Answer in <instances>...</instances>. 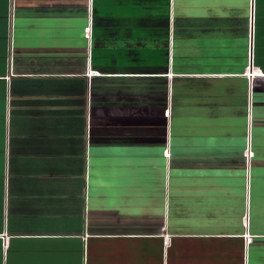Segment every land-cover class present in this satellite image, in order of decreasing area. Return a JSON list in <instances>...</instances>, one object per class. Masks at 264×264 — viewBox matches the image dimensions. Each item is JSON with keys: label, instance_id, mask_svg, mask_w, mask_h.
Segmentation results:
<instances>
[{"label": "crops", "instance_id": "0c3cea01", "mask_svg": "<svg viewBox=\"0 0 264 264\" xmlns=\"http://www.w3.org/2000/svg\"><path fill=\"white\" fill-rule=\"evenodd\" d=\"M0 264H264V0H0Z\"/></svg>", "mask_w": 264, "mask_h": 264}, {"label": "built area", "instance_id": "2783aa9c", "mask_svg": "<svg viewBox=\"0 0 264 264\" xmlns=\"http://www.w3.org/2000/svg\"><path fill=\"white\" fill-rule=\"evenodd\" d=\"M13 2H14V0H13ZM14 4V3H13ZM93 73H95V71H93V70H90L89 71V74H93ZM170 113V111H168V114ZM166 155L169 157L170 156V153H169V151H167L166 152ZM250 155H252V153H251V151L249 150V152H248V154H247V156H249L250 157Z\"/></svg>", "mask_w": 264, "mask_h": 264}, {"label": "rangeland", "instance_id": "374dc122", "mask_svg": "<svg viewBox=\"0 0 264 264\" xmlns=\"http://www.w3.org/2000/svg\"><path fill=\"white\" fill-rule=\"evenodd\" d=\"M260 1V0H259Z\"/></svg>", "mask_w": 264, "mask_h": 264}]
</instances>
